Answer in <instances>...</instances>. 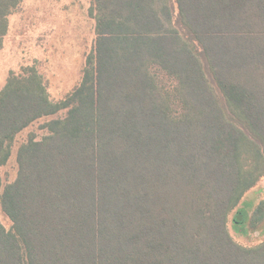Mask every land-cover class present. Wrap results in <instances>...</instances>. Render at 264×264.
<instances>
[{
    "label": "trees",
    "instance_id": "obj_1",
    "mask_svg": "<svg viewBox=\"0 0 264 264\" xmlns=\"http://www.w3.org/2000/svg\"><path fill=\"white\" fill-rule=\"evenodd\" d=\"M21 0H0V51ZM78 87L48 99L35 75L0 91V264H264V0H94ZM157 71L173 88L157 82ZM211 79L244 133L220 105Z\"/></svg>",
    "mask_w": 264,
    "mask_h": 264
},
{
    "label": "rangeland",
    "instance_id": "obj_2",
    "mask_svg": "<svg viewBox=\"0 0 264 264\" xmlns=\"http://www.w3.org/2000/svg\"><path fill=\"white\" fill-rule=\"evenodd\" d=\"M177 8L174 0H169ZM97 10L94 0H21L8 16V27L0 51V91L12 77L26 79L35 75L45 88L50 101L64 99L79 86L85 57L95 44ZM157 82L174 86L171 79L164 80L157 71ZM220 105L233 117L226 100L209 79ZM66 111L34 121L9 142V157L0 166V191L17 176L16 156L20 146L30 139L40 141L48 135L43 125L51 119H62ZM235 124L247 134L245 127L233 117ZM264 200V179L249 190L243 201L253 206ZM0 223L8 229L9 219L0 211ZM227 231L234 242L243 247H254L264 240L260 232L251 237L236 234L231 228V214L227 219Z\"/></svg>",
    "mask_w": 264,
    "mask_h": 264
}]
</instances>
